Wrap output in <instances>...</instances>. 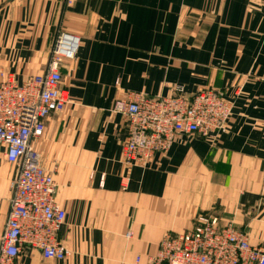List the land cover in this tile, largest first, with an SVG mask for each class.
I'll return each mask as SVG.
<instances>
[{
    "label": "crops",
    "instance_id": "0c3cea01",
    "mask_svg": "<svg viewBox=\"0 0 264 264\" xmlns=\"http://www.w3.org/2000/svg\"><path fill=\"white\" fill-rule=\"evenodd\" d=\"M59 32L79 39L62 67L71 101L33 148L66 212L68 256L24 248L16 264H146L165 234L202 215L264 248V0H0V71L20 83L44 73ZM178 86L223 90L234 102L227 132L183 134L147 167L125 164L116 100ZM6 151L0 143V239L16 173Z\"/></svg>",
    "mask_w": 264,
    "mask_h": 264
},
{
    "label": "built area",
    "instance_id": "2783aa9c",
    "mask_svg": "<svg viewBox=\"0 0 264 264\" xmlns=\"http://www.w3.org/2000/svg\"><path fill=\"white\" fill-rule=\"evenodd\" d=\"M78 46L77 37L59 32L44 73L20 83L15 74L0 71V143L7 147L6 159L16 166L0 264H16L24 248L38 250L47 259L68 256L59 239L66 212L56 201L53 172L44 166L33 142L43 136L47 118L71 101L61 87L62 67ZM233 109L234 102L214 88L186 94L178 86L171 96L131 94L118 99L112 112L125 119L123 161L147 167L183 134L213 140L227 132ZM146 264H264V248L250 244L248 235L232 224L221 226L217 217L202 215L192 231L165 234Z\"/></svg>",
    "mask_w": 264,
    "mask_h": 264
}]
</instances>
